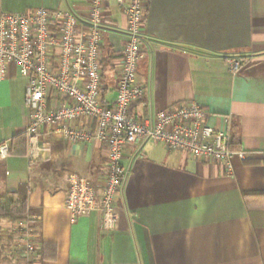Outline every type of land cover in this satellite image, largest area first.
<instances>
[{
  "label": "crops",
  "instance_id": "0c3cea01",
  "mask_svg": "<svg viewBox=\"0 0 264 264\" xmlns=\"http://www.w3.org/2000/svg\"><path fill=\"white\" fill-rule=\"evenodd\" d=\"M37 7H71L86 18L91 2L0 0V13ZM127 24L122 6L108 0L101 47L106 104L116 95L117 53L129 40ZM142 28L145 54L137 79L146 93L136 116L143 120L180 101H195L207 112L208 124L230 136L237 131L238 151L246 157L233 154L229 167L160 142L129 145L116 227L103 229L99 210L72 221L68 177H86L100 195L108 149L98 140L80 144L45 129L41 157L31 161L28 80L13 65L0 80V145L23 132L26 143L23 154L0 156V187L17 191L30 185L28 204L35 213L22 222L38 250L56 246L55 258L50 249L45 264H264V199L243 196L264 190V0H146ZM232 59L241 62L236 73L229 67ZM20 228L21 223H0L2 264L25 262ZM33 260L41 263L38 255Z\"/></svg>",
  "mask_w": 264,
  "mask_h": 264
},
{
  "label": "built area",
  "instance_id": "2783aa9c",
  "mask_svg": "<svg viewBox=\"0 0 264 264\" xmlns=\"http://www.w3.org/2000/svg\"><path fill=\"white\" fill-rule=\"evenodd\" d=\"M108 0H90L91 10L82 18L74 9L52 11L37 7L24 12L0 13V80L14 65L27 78L25 103L31 111L27 128L31 161L41 157L40 134L60 132L70 141L87 144L94 140L108 149V164L102 171L101 192L77 173L68 177L66 205L72 221L99 210L102 227L112 230L119 215L116 196L123 190L126 169L124 149L147 141L162 143L197 159L225 162L243 151L230 149L231 136L207 122V112L195 101H180L150 113L143 120L135 109L144 99L146 87L137 79L139 61L144 57L143 23L146 0H117L127 17L128 42L117 53L120 77L111 103L102 100L103 33ZM236 73L241 62L232 59ZM10 143L0 145V156L9 155ZM24 264H34L38 247L27 242Z\"/></svg>",
  "mask_w": 264,
  "mask_h": 264
},
{
  "label": "trees",
  "instance_id": "16d2710c",
  "mask_svg": "<svg viewBox=\"0 0 264 264\" xmlns=\"http://www.w3.org/2000/svg\"><path fill=\"white\" fill-rule=\"evenodd\" d=\"M105 76V61L103 60V79ZM104 80L102 95L104 94ZM103 99V98H102ZM26 143V133H19L15 135L10 142L9 154H23L24 150L22 147H25ZM240 146V141L238 139V133L235 130L231 134L230 149L233 151H238ZM21 147V148H20ZM31 191V187L28 184L20 186L17 191H9L0 187V223L3 220H9L11 222H22L27 221L34 215V211L29 208L28 196ZM243 196L246 200L250 197L254 198H263L264 199V190H254V191H245ZM52 251V254L49 257L56 256V246L52 244H45V247L37 251V255L40 258L41 263L45 264L44 260L48 256V251ZM3 237L0 235V264H2L3 257Z\"/></svg>",
  "mask_w": 264,
  "mask_h": 264
},
{
  "label": "rangeland",
  "instance_id": "374dc122",
  "mask_svg": "<svg viewBox=\"0 0 264 264\" xmlns=\"http://www.w3.org/2000/svg\"><path fill=\"white\" fill-rule=\"evenodd\" d=\"M17 223H21V225H23V228H20L21 230L19 229V234L17 235V237H19L20 239H23L25 241L24 244H26L27 242H31L33 239V236L30 235L31 233L28 232V230H26V228H27L26 224L23 222H20V221ZM33 243H34V241H33ZM20 247H22V246H20ZM23 249H25V248L23 247Z\"/></svg>",
  "mask_w": 264,
  "mask_h": 264
}]
</instances>
